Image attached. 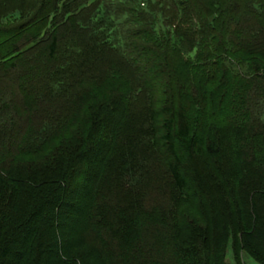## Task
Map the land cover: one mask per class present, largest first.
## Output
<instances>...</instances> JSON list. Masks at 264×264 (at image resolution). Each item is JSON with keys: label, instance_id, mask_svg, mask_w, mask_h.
<instances>
[{"label": "trees", "instance_id": "obj_1", "mask_svg": "<svg viewBox=\"0 0 264 264\" xmlns=\"http://www.w3.org/2000/svg\"><path fill=\"white\" fill-rule=\"evenodd\" d=\"M237 13L232 0H0V264H165L148 251L161 230L175 264H222L229 239L238 264L241 251L264 264V191L246 200L250 168L221 172L201 95L182 85L176 99L153 65L208 66L206 39ZM179 21L198 34L189 48ZM247 162L264 176V154Z\"/></svg>", "mask_w": 264, "mask_h": 264}, {"label": "rangeland", "instance_id": "obj_2", "mask_svg": "<svg viewBox=\"0 0 264 264\" xmlns=\"http://www.w3.org/2000/svg\"><path fill=\"white\" fill-rule=\"evenodd\" d=\"M258 1L260 4L256 6L257 10L253 11L251 7V12L246 13L244 9L246 6H242L243 0H232V3L236 2L238 6L237 19L229 22L225 39L219 35H216L214 40L211 38L213 40L211 44L214 45L213 51L208 50V41L211 40L206 39L203 59H209L208 66H203L199 71L194 69L196 66L188 71L186 69L179 71L175 65L177 57L173 54H168V64L164 61L153 64L156 66L160 77L165 82L171 83L173 89L170 93L176 99L182 95L180 92L182 85L187 86L188 92L194 98L201 95L208 115V125L210 127L211 123L214 124L211 129L216 128L215 132L226 145L225 157L222 165H219L221 172L228 166L233 168L236 174L246 167L252 171L245 185L248 191L243 193L246 200L254 195V191H256L255 199L260 196L261 191H264L263 173L256 167V163L247 162V160L253 161L254 157L264 154V133L260 129V124L264 120V0H255V2ZM175 25H177V32L183 36L186 47H191L198 37L193 26L189 21H179ZM216 34H219L218 30ZM209 54L211 56L208 58ZM170 63L172 65H169ZM149 64H151V59H145L141 62V67L144 70ZM188 76L195 79L196 83L193 85L190 82L186 83ZM111 86L113 90L121 92L122 86L120 84L117 85L115 81H111ZM13 90L16 88L14 87ZM113 98H111L112 102L114 101L112 110H120L123 115L126 105L118 99L113 100ZM159 98L162 102L166 99L163 93ZM142 106L139 101L137 105L132 106L131 112L139 113V119L133 115L130 117L131 122L134 123L136 119L137 123H142ZM213 114L215 115L214 119L211 118ZM111 117L112 123L109 125L113 127L116 125L114 123L116 120H113L116 116L111 114ZM117 117H119L118 114ZM212 120L213 122H211ZM209 135L212 134L209 133ZM234 165L239 166V168L235 169ZM89 174L91 173L87 172V176ZM160 178L161 174H158L159 182L161 181ZM238 179L240 180L239 176H237L239 182ZM243 184L241 181L240 185H236L238 190ZM257 184L258 188H256ZM240 193L242 194L241 191ZM159 201L162 203L161 198ZM182 209L186 214L194 215L193 210H189L188 207L182 206ZM169 234L170 231L168 230L156 232L155 241L152 243L153 247L148 248V251H151L154 259H158V255L162 254V260H167L165 264H175V256L166 242L169 239ZM160 244H162L161 247H159ZM89 255L92 257L93 253L91 252ZM240 257L243 264H256L244 251H241ZM134 260L126 264H135L136 261ZM222 264H238L230 239L225 247Z\"/></svg>", "mask_w": 264, "mask_h": 264}]
</instances>
